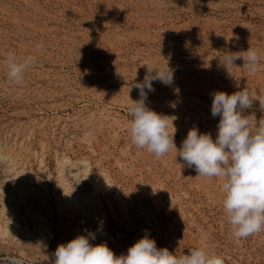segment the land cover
Listing matches in <instances>:
<instances>
[{
  "label": "rangeland",
  "instance_id": "obj_1",
  "mask_svg": "<svg viewBox=\"0 0 264 264\" xmlns=\"http://www.w3.org/2000/svg\"><path fill=\"white\" fill-rule=\"evenodd\" d=\"M249 47L257 72L221 64ZM9 53L36 58L21 84L7 78ZM145 64L174 71L145 104L177 150L193 128L215 140L214 92L264 95V0H0V264H53L59 244L89 232L116 256L148 234L177 257L264 264V229L232 236L224 178L131 142ZM242 115L264 123L258 100Z\"/></svg>",
  "mask_w": 264,
  "mask_h": 264
},
{
  "label": "clouds",
  "instance_id": "obj_2",
  "mask_svg": "<svg viewBox=\"0 0 264 264\" xmlns=\"http://www.w3.org/2000/svg\"><path fill=\"white\" fill-rule=\"evenodd\" d=\"M35 59L32 55L18 59L9 53L5 61L7 78L21 84L25 70L35 63ZM238 59H243L244 71H258L259 56L250 47L245 52L230 53L220 62L227 68V65H235ZM144 66L147 72L143 83L131 84V88L139 90L141 99L132 100L129 105L133 117L130 137L135 146L146 148L160 158L170 149L177 148L173 135L169 136L167 120L149 109L145 100L147 94L155 90L154 81L170 86L174 82V71L168 64L164 67ZM254 100H258L261 110H264V95L259 99L251 98L246 88L232 94L214 92L211 115L220 117L215 140L210 133H200L193 128L177 150L185 165L194 167L197 176L224 178L223 208L232 225V236L236 239L247 238L264 229V123L258 122L253 129L247 116L242 115L243 110L253 106ZM90 239H95L92 232L59 244L53 253V264H224L220 256L209 255L201 249H192L189 254L177 257L166 247L158 248L148 234L120 256H116L105 243L93 245Z\"/></svg>",
  "mask_w": 264,
  "mask_h": 264
}]
</instances>
